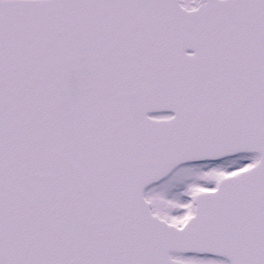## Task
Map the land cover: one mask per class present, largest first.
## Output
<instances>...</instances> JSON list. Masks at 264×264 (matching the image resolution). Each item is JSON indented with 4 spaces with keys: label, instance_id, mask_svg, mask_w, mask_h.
<instances>
[{
    "label": "snow or ice",
    "instance_id": "snow-or-ice-1",
    "mask_svg": "<svg viewBox=\"0 0 264 264\" xmlns=\"http://www.w3.org/2000/svg\"><path fill=\"white\" fill-rule=\"evenodd\" d=\"M0 264H264V0H0Z\"/></svg>",
    "mask_w": 264,
    "mask_h": 264
}]
</instances>
